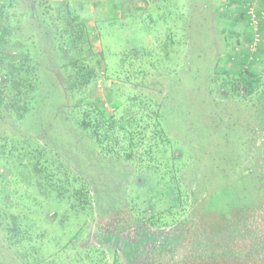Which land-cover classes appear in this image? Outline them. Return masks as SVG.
<instances>
[{"label": "rangeland", "instance_id": "374dc122", "mask_svg": "<svg viewBox=\"0 0 264 264\" xmlns=\"http://www.w3.org/2000/svg\"><path fill=\"white\" fill-rule=\"evenodd\" d=\"M249 5L258 19L256 26L247 13ZM0 6L11 22L10 41L35 61L38 83V100L29 116L21 122L8 121L0 132L10 136L17 149L32 144L53 152L71 175L86 184L88 200L82 208L74 199L53 200L36 188L10 183L8 190H16L17 196L6 201L21 223L25 240L12 247L3 230L11 225L10 218L2 221L0 264H125L124 255L108 243L97 244L95 237L121 227L116 234L120 239L131 237L133 248L142 247L137 232L141 223L160 236L184 233L186 240L177 247L181 251L193 246L199 233L208 249L205 257L197 256V264H253L255 253L219 262L216 253L242 246L236 241L244 236H239V220L231 208H253L264 202V182L258 181L264 179V162L251 167L245 154L239 152L237 158L230 144L233 149L224 153L233 162L225 166L223 185L216 167L208 170L211 167L202 161L198 142L191 138L185 145L184 132L190 135L196 129L200 114L193 113L196 106L172 105L188 95L194 102L200 90L210 97L208 82L215 68H228L246 56L245 64L264 77V0H0ZM77 31L81 38L73 42ZM133 48L143 53L139 61H121ZM72 55L93 65L102 61L101 78L75 89V72L66 67ZM133 98L152 100L165 126L177 131L171 129L172 136L158 143L163 150L148 154L138 148L132 160L125 161L99 148L91 132L80 128L75 119H83L79 112L92 110L79 104L95 99L119 117L128 108H137ZM244 106L215 102L207 106L204 118L213 117L236 129L235 140L229 143H237L236 138L248 142L250 131L238 134L239 119L242 115L241 124L253 125L256 115L255 109ZM190 112L192 123L178 128L177 121L168 124L170 114L180 117ZM257 140H264V133ZM187 147L194 159L195 153L202 155L200 165L198 158L189 167L180 164L190 155ZM222 147L220 152L214 145L205 147L204 155L216 161L225 155ZM226 185L231 186L233 197ZM128 224L132 227L126 228ZM160 227L164 230H154ZM150 245L158 246L156 241ZM194 251H203L199 243Z\"/></svg>", "mask_w": 264, "mask_h": 264}, {"label": "trees", "instance_id": "16d2710c", "mask_svg": "<svg viewBox=\"0 0 264 264\" xmlns=\"http://www.w3.org/2000/svg\"><path fill=\"white\" fill-rule=\"evenodd\" d=\"M80 35L77 31L72 38L73 42L80 40ZM11 37L12 26L9 16L6 9L0 6V130L8 121L21 122L27 118L38 100V83L35 74L37 66L35 61L25 52H20L21 48L18 44L10 41ZM248 43L250 44L251 40ZM244 53L248 54L247 52ZM141 54L143 53L139 48H133L127 54L122 55L121 61L130 59L131 61L137 62ZM73 57L72 55L70 59L68 58L70 61L66 67L71 68L75 72V77L72 82L75 89L80 90L86 88L92 82L99 79V77L101 78L99 73L102 61H97L93 65L81 58L74 60ZM247 59L248 56L244 58V61L234 60L235 62L232 61L234 62L233 65L228 68H215V74L209 78L208 82L211 87L209 91L210 97L206 96L203 90H200L201 93L199 92L195 95L194 102L191 96L188 95L181 97L179 102H175L178 103L177 105H172V107H175L187 103L186 106H196L195 108L193 107V111H195L193 113L196 115L200 113L196 118V129L191 131L190 135L184 132L185 145H187V139L191 138L198 142L197 146L201 147L200 151L206 159L203 158L202 161H206L211 167L207 168L208 170H213L216 167V171L219 173L218 177L223 185L225 166L227 164L228 166L232 165L229 163L233 162V157H230L228 153L224 152H230L234 148V153L235 151L237 152V158H239V152L240 154L243 152L246 162H250L251 167H260V164L264 162V140L261 142L257 140L259 135L264 133V77L261 72L251 69L245 64ZM137 98L131 100L137 108L130 107L119 117H116L114 112H110L105 103L100 99L89 100L86 103L87 105L82 103L79 104V107L81 109L90 107L92 110H86L84 113L82 111L79 112V115L81 113L84 115L82 117L83 119L78 121L75 119V121L80 128L91 132L97 146L108 155L116 154L118 157L122 156L125 161H130L138 148H143L144 152L148 154H151L153 151L159 152L163 148L158 143L165 142L167 135L172 136L170 134L171 129L174 132L177 129L165 126V119L162 116V112L157 108H152L155 105L152 100L149 98H139L138 102H136ZM229 101L234 102L235 105H249L251 110L255 109L256 120L253 125H251L252 122L249 123L248 121H246V124H241L244 121L242 115L241 120L239 119L238 134L241 136L250 131L251 136L248 135L250 137L248 142H242L236 138L237 143H229L230 139L235 140L234 136L237 130L233 127L225 126L221 121L213 120V117H206V115L204 118L207 106L209 107L215 102L223 104ZM193 113H183V116L185 115L184 117H179V115L174 113L170 114L168 124L170 125L172 122L177 121L178 128L180 125L184 126L187 123H192L193 118L187 115ZM199 117H202L201 121ZM180 121H182V124ZM11 137L14 138V136ZM224 139H227V144L223 141ZM9 140L10 136L0 132V225L7 218H10L11 225L8 228H3V230L8 236V243L12 247H17L25 238L22 237L21 223L18 222V217L10 213L9 208L12 205H9L6 201L12 195L17 196L16 190H8L11 184L23 183L28 188H36L43 196H46L48 193L49 198L51 197L53 200L74 199L77 201L78 206L82 208L88 206V200L85 189L86 184L77 180L75 175H71L63 166L62 160L56 157L53 152L42 146H32V144H25L17 149L14 142ZM10 142L12 144L11 146L7 144ZM16 142H18V139ZM201 144L204 145L202 146ZM211 145L216 146L219 152L223 146L222 153L225 154L223 155L225 159L221 157L214 161L210 160L208 155L205 156L203 150L205 147H210ZM187 153H190L188 147ZM248 153L254 154L253 157H249ZM195 156L198 158L200 165L202 161L200 162L199 160L202 159V155L195 153ZM197 158L194 159L193 154L190 153L186 159L180 161V164L189 167V165H192L191 161H195ZM253 161L256 162L254 166L252 165ZM204 170L207 171L206 169ZM207 177V184L210 186L211 180L209 176ZM258 181L264 182V179L259 177ZM76 185L79 186L76 187ZM226 187L233 197L231 186L226 185ZM211 188L213 187H210L212 196L214 188L212 190ZM261 205L263 206L264 202L259 201L257 206L253 208H231L232 211H236V217L239 220V227H237L238 232H240L239 236H244L243 239L247 238L251 242L246 245H244L245 241L239 242L243 244L242 248H232L233 252L240 254L245 251L246 257L252 256L255 253V259L260 254L263 256L264 248L260 247H264V240L261 237L259 239V234L264 235V208H261ZM141 226V230L146 228L143 227V223H141ZM137 232L141 237L142 233L139 231V228ZM202 239L200 237V241H196L191 249L193 251L196 250L193 247H197V243H199V246L204 248L202 249L203 255H206L208 244L202 243ZM120 243L116 247L119 255L122 254ZM122 248L123 246H121ZM257 248H260V250ZM217 252V259L221 258L229 261H236L238 259L233 252H226L230 255L226 256L227 258H224L227 255L224 252ZM262 260H264L263 257L260 258V261Z\"/></svg>", "mask_w": 264, "mask_h": 264}, {"label": "flooded vegetation", "instance_id": "af4514ba", "mask_svg": "<svg viewBox=\"0 0 264 264\" xmlns=\"http://www.w3.org/2000/svg\"><path fill=\"white\" fill-rule=\"evenodd\" d=\"M128 227L131 228L132 226L128 224L126 228ZM120 228L118 230H114L112 234H106L103 237H100V236L95 237V241L99 245H107L106 243H108L110 244L108 246H111L114 249H116L119 242H121L120 244L124 248V250L121 249V252L123 251L122 254L124 255L123 257H124L126 264H197V263H200V262H197L198 260L197 256L199 257L206 256V255H203L202 252H198V254L195 253V251L191 249L192 248L191 245H189L188 248L183 249L182 251L177 250V247L179 245H182L186 240V235L184 233L179 234V235L178 233L176 234L173 233V234H168V235L165 234V235L160 236L159 234H156V233L153 234V232H150L148 231L147 228H144L140 230V232L142 233L141 239L143 240L142 247L133 248L132 247L133 242H132L131 237L127 239L125 238L120 239V237L116 235L120 233ZM152 235H154L155 237H153ZM196 237H197L196 241H198L201 235H199L198 233ZM151 238L154 240H152ZM151 241H154V242L156 241L158 246L153 247V245H150ZM124 242H127V243H124ZM260 248H264V247L261 246ZM260 248L259 249L257 248V249L260 250ZM229 253H232V252H229ZM241 253H242L241 256L237 255L238 253H233V254L237 255V258L246 256L245 251ZM261 257H262V254L258 255L257 259H255V262L253 264H258V263L264 264V260L260 261ZM222 260L223 259L219 258L217 262L222 261ZM204 261L205 260L203 259V262Z\"/></svg>", "mask_w": 264, "mask_h": 264}, {"label": "water", "instance_id": "95a60500", "mask_svg": "<svg viewBox=\"0 0 264 264\" xmlns=\"http://www.w3.org/2000/svg\"><path fill=\"white\" fill-rule=\"evenodd\" d=\"M145 224V223H144ZM154 230H157V231H162V230H164V229H156V228H154ZM155 233V232H154ZM157 234V233H156ZM260 236H259V239H260V237L261 238H263V240H264V236H263V234H259ZM251 238V237H250ZM258 238V237H257ZM245 241V244L244 245H246V244H248V243H251V242H249V240L246 238V239H240V241L239 242H244ZM237 243H239L238 241H236ZM239 244H242V243H239ZM243 245V244H242ZM194 249H197V247L196 246H194L193 247ZM237 248H242V246L241 247H237ZM201 249H204V248H202L201 247ZM208 249V247L206 248V250ZM197 252H199V251H197ZM202 252V251H201Z\"/></svg>", "mask_w": 264, "mask_h": 264}, {"label": "built area", "instance_id": "2783aa9c", "mask_svg": "<svg viewBox=\"0 0 264 264\" xmlns=\"http://www.w3.org/2000/svg\"><path fill=\"white\" fill-rule=\"evenodd\" d=\"M247 13L250 15V21H251V24H252L253 26H256L258 19H257V17L255 16V14L252 12L250 6L247 7ZM256 37H257V36H256Z\"/></svg>", "mask_w": 264, "mask_h": 264}]
</instances>
